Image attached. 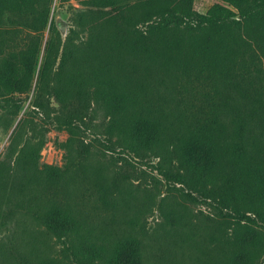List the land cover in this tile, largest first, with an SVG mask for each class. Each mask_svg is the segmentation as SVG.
<instances>
[{
	"label": "trees",
	"instance_id": "trees-1",
	"mask_svg": "<svg viewBox=\"0 0 264 264\" xmlns=\"http://www.w3.org/2000/svg\"><path fill=\"white\" fill-rule=\"evenodd\" d=\"M221 1L240 4L246 0ZM94 2L99 8L116 10L126 28L123 33L115 31L107 42L93 41L90 33L81 45L69 42L53 73L51 93L49 81L58 60L55 43L38 69L49 9L44 0H0V18L6 13L23 15L32 33L21 48L0 53L3 107L18 109L23 97L34 93L33 111L42 115L48 130L72 134L90 103H99L111 117L108 135L135 154L154 155L167 166L176 163L177 173L169 169L163 173L188 188L185 197L196 202V193L219 211L234 213L239 224L248 221L223 244L230 264H255L264 256V235L252 226L257 222L248 215L264 221L258 209H264V154L256 132L264 135L260 92L264 85L259 88L264 82V0L253 12L158 15L148 0ZM184 5L192 7L193 0H184ZM151 72L159 73L157 86L145 78ZM166 78L179 79L180 85L172 80L168 87ZM51 95L59 104L54 116L48 112ZM226 95L235 97L236 103L218 104ZM197 96L204 100L192 105ZM33 126L36 129L38 124ZM23 128L21 121L9 147L12 154ZM33 132L18 153L20 176L10 185L11 192L20 200L29 194H48L55 200L59 194L71 193L76 181L70 169L38 167L44 141ZM76 172L84 174L82 168ZM0 184V192H5L8 179L1 171ZM7 202L11 203L10 196ZM38 220L49 235L65 239L67 250L80 264H143L135 239L121 240L110 248L99 245L75 213L50 208Z\"/></svg>",
	"mask_w": 264,
	"mask_h": 264
},
{
	"label": "rangeland",
	"instance_id": "rangeland-1",
	"mask_svg": "<svg viewBox=\"0 0 264 264\" xmlns=\"http://www.w3.org/2000/svg\"><path fill=\"white\" fill-rule=\"evenodd\" d=\"M94 1L44 0L50 14L48 27L41 34L38 69L43 66L49 47L55 43L58 60L49 81L51 93L53 73L69 42L81 45L89 33L93 34V41L103 39L107 42L115 31L123 33L126 28L122 15H117L118 12L111 8L97 7ZM134 1L114 0L115 4ZM148 1L158 15L162 12H253L254 6L263 0H246L240 4L193 0L192 7H185L184 0ZM25 18L10 13L0 18V53L21 48L32 36ZM131 65L143 67V63L138 62ZM158 77V72L145 76L153 86L158 85ZM172 80L180 85L179 79ZM172 80L166 78V85ZM261 85L264 82L259 88ZM260 92L264 103V89L260 88ZM198 97L192 100V105L204 100ZM33 98L34 93L27 99L23 97L21 106L13 110L4 108L0 97V171L8 179V188L0 192V264H80L67 250L65 239L49 235L38 220L50 208L75 213L93 234L95 242L107 248L121 240L135 239L140 246L143 264H230L229 253L223 243L248 221L239 224L234 213L219 211L216 204L201 199L196 193H193L196 202L185 197L188 188L167 179L163 173L167 169L177 173L176 163L167 166L162 158L147 153L135 154L108 135L111 117L99 103H90L84 119L75 123L71 134L54 128L48 130L42 115L33 111ZM48 100L49 114H58L59 104L55 96H49ZM217 102L233 104L236 98L226 95ZM21 121L24 123L22 136L12 154L9 147ZM33 123L38 124L36 129ZM34 130L44 141L38 167L47 165L66 171L70 169L69 175L76 181L71 193L59 194L55 200L48 194L40 197H30L29 194L26 200H20L10 190V185L20 176L18 153L25 141L33 136ZM256 132L264 154V135L257 129ZM78 168L83 169V175L76 172ZM9 196L10 204L7 202ZM258 209L264 213V209ZM248 215L257 222L252 226L264 235V221L253 213ZM93 264L109 263L97 261ZM255 264H264V256Z\"/></svg>",
	"mask_w": 264,
	"mask_h": 264
}]
</instances>
